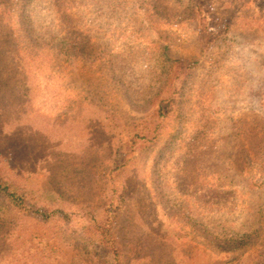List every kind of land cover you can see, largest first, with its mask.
<instances>
[{
    "label": "rangeland",
    "instance_id": "1",
    "mask_svg": "<svg viewBox=\"0 0 264 264\" xmlns=\"http://www.w3.org/2000/svg\"><path fill=\"white\" fill-rule=\"evenodd\" d=\"M146 1L117 5L115 24L122 26L111 39L115 52L159 42L205 64L203 84H188L185 107L169 113L182 117L175 138L166 133L148 152L134 146L124 168L128 180L117 179L109 158L119 137L133 138V121L140 118L134 104L145 102L146 86L132 97L112 80L107 62L70 60L62 51L59 57L58 41L68 34L41 29L55 15L36 16L22 31L18 0H0V162L22 171L23 184L43 201L54 199L67 210L83 206L97 219L113 205L126 216L136 245L130 251L128 243L122 254L127 264H264V0H213L210 8L228 40L207 54L188 40L191 13L181 4L189 0L145 4L158 12L153 36L133 22L146 17L138 9ZM37 2L40 12L50 8L48 0ZM74 12L83 23L84 14ZM164 146L167 158L175 157L150 179L152 155ZM85 191L93 198L84 200ZM21 223H0V264H71L88 251L81 237L86 225L73 215L60 223L61 232ZM231 239L246 246L231 249ZM125 245L120 238L119 249Z\"/></svg>",
    "mask_w": 264,
    "mask_h": 264
},
{
    "label": "trees",
    "instance_id": "2",
    "mask_svg": "<svg viewBox=\"0 0 264 264\" xmlns=\"http://www.w3.org/2000/svg\"><path fill=\"white\" fill-rule=\"evenodd\" d=\"M54 1L48 0L50 8L40 12V8H38L40 2L37 0H18L16 4L19 6L17 17L22 31L27 22L36 16L47 13L50 14L49 16L55 15L53 20L51 16L49 24L41 27V29L45 30V34H68L66 40L62 39L61 44L58 41L60 49L57 55L59 57L62 56V51L70 60L75 59L87 64L107 62L112 80L114 79L124 85V89L132 97H136L138 91L146 86L142 90L145 94L141 95V99L147 96L145 102L141 101L144 104L139 101L134 104L136 109L134 110L140 118L138 122H135L138 118L133 121V138L130 142H126L124 138L119 137L118 144L113 148L111 158H109L113 174L118 177L117 179L122 178L127 181L124 168L125 165H131L129 159L134 146V149L138 148L143 152H148V150L161 144L166 133L171 132L169 136L175 138L181 129L182 126L176 127L175 125L179 120H182V117L177 114L178 112H173V115L169 117V113L173 108L180 111L185 107L186 100L189 98L186 94L188 84L191 82H196L194 85H198V82H200V86L203 84L207 74L206 71L201 74L200 69L205 64L200 63L193 56L174 52L170 44L159 42H156L157 46L155 47L146 46V48L135 53L115 52L111 39L114 34H117V29L122 26L118 22L115 24V20L117 21L115 15H120V11L116 12V8L117 5L122 8L125 5L124 0ZM211 2L213 0H189L186 4H181L182 10L187 15L191 13L187 24L192 32L188 37L189 39H186L190 40V44H196L203 54L209 53L215 46H222L223 42L228 40L220 32L224 24L219 23V19L214 16L210 8ZM147 3H153V0L146 1L138 8L146 13V17L136 15L137 18H134L133 22L134 26H136L135 23H139L140 32L145 33L150 30V34L153 36L152 34L156 29L153 20L158 12L154 16L149 10L153 11L154 8L145 5ZM75 10L76 12L77 10L81 11L82 15L84 14L83 23L74 19L75 14H77L74 12ZM205 14L212 15V17L208 18ZM71 34H79L77 40H71ZM94 34L98 35L94 36ZM100 46L106 48L102 49ZM138 62L141 67L135 66ZM136 68H140L141 72L136 74ZM257 96L259 95H254V97ZM176 115L178 119L174 118ZM113 125L120 126L117 123H113ZM168 150L170 148L164 146L155 155H152L151 162L153 165L150 170V179L160 175L156 168L159 164L162 165V161L168 159L164 163L166 166L171 158L175 157L173 155L171 158H167ZM4 161L6 160L1 159L0 162V214H4L0 218L1 225L9 224L11 227L21 225V222L27 219L36 221V224L41 227L54 226V231L61 232L60 223L68 222L70 216L73 215L86 225L81 228L82 233H84L81 237L86 242V245L85 243L83 245L88 251L84 255L74 256L71 264H127L123 262L122 254L123 252L128 253V243L133 247L132 249L129 248L130 251L136 245L129 240L126 231V216L117 210H113V205L105 210L102 218L97 219L94 217L93 211H88L83 206L72 207L71 210H67L64 205L57 206L58 202L54 199L53 202L50 200L43 201L35 192L33 194L23 184V172H19L17 167L12 170L8 169ZM90 191H85L84 200L93 198L92 193L89 194ZM158 196L161 198L162 193ZM112 211H114V215L110 216L109 213ZM86 216L90 218L87 219ZM85 231H90V233ZM56 235L58 234L56 233ZM120 238H124L126 243L122 250L118 246ZM44 242L49 243V241ZM227 243L231 249H234L235 245L242 246V249L246 246L243 241L239 242L232 239ZM131 253L132 255L135 254V252ZM245 261L247 262L248 258Z\"/></svg>",
    "mask_w": 264,
    "mask_h": 264
}]
</instances>
